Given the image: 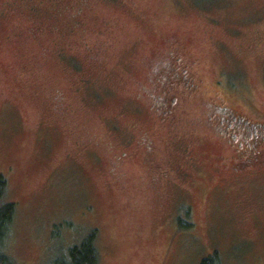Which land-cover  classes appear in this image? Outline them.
I'll return each instance as SVG.
<instances>
[{
	"label": "rangeland",
	"instance_id": "1",
	"mask_svg": "<svg viewBox=\"0 0 264 264\" xmlns=\"http://www.w3.org/2000/svg\"><path fill=\"white\" fill-rule=\"evenodd\" d=\"M85 1L0 0V175L2 202L15 206L0 252L9 264H50L97 229L98 264H200L215 254L219 264H264V159L230 176L209 164L225 143L207 127L188 132L176 142L198 145L201 165L160 184L159 202L138 155L119 189L108 166L118 131L133 143L143 127L166 135L138 97L142 60L166 38L198 54L205 98L264 123V0ZM109 39L91 61L88 51ZM191 200L189 221L179 204Z\"/></svg>",
	"mask_w": 264,
	"mask_h": 264
},
{
	"label": "flooded vegetation",
	"instance_id": "2",
	"mask_svg": "<svg viewBox=\"0 0 264 264\" xmlns=\"http://www.w3.org/2000/svg\"><path fill=\"white\" fill-rule=\"evenodd\" d=\"M116 1L122 4L127 1L129 5L135 6L133 0ZM111 23V21L105 22V29L107 25L111 26ZM99 41L96 47L88 51L92 54L91 61H97L104 56L114 44L111 39L100 43ZM149 54L150 56H145L142 60L147 64L144 81H136L139 82L138 97L139 99L147 98L148 113L155 122L157 120V127L164 129L166 135L158 137L160 131L155 132V128L151 130L150 126L147 129L143 127L139 131L140 135L135 139L136 142L133 143L129 137L125 138L123 135L119 141L118 131L116 135L118 139L115 140L118 145L108 150L109 172L118 189L119 180L124 182L123 185L126 184L125 178L130 174L129 170L134 167L133 156L138 155L137 165L141 171L139 175L143 176L141 178L148 179L147 184L152 187L155 198L159 202L160 197L162 198L160 184L170 185L178 177L191 175L192 172L188 173V170L194 173V170L199 169L201 164L196 154L198 145L190 148L186 146L182 149L176 141L185 139L188 132H195V136L198 132L199 136L204 127L213 132L217 143L226 145L225 149L220 146L222 151L209 158V164L213 168L223 170L230 176H237L254 167L258 168L264 159L260 155L259 148L260 146L264 148V123H252L240 108L226 105L221 100L216 101L213 97L205 98L199 75L198 54L190 52L180 39L166 38L165 48L160 51L151 46ZM55 95L54 98H60L59 101L62 103L63 92L55 90ZM114 130H119V126L113 125V133ZM179 133L181 136L178 135ZM158 140H162L163 149L157 144ZM226 180L227 178L222 177L219 182L225 184ZM193 206H195L193 201L179 204L189 221ZM190 223L194 225V222ZM92 231L96 235L97 229ZM170 252L169 245V249L165 251V262Z\"/></svg>",
	"mask_w": 264,
	"mask_h": 264
},
{
	"label": "trees",
	"instance_id": "3",
	"mask_svg": "<svg viewBox=\"0 0 264 264\" xmlns=\"http://www.w3.org/2000/svg\"><path fill=\"white\" fill-rule=\"evenodd\" d=\"M6 180L0 175V248L4 247V239L8 227L13 220L15 206L13 203L2 202ZM95 233L88 234L79 245L68 249L67 256H59L50 264H98V252L95 246ZM0 264H9V259L0 252ZM200 264H219L216 254L203 259Z\"/></svg>",
	"mask_w": 264,
	"mask_h": 264
}]
</instances>
